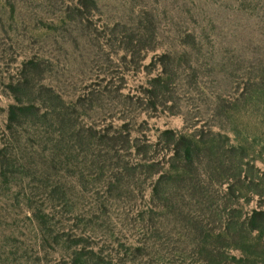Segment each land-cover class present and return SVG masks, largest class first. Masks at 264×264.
Here are the masks:
<instances>
[{
	"label": "rangeland",
	"instance_id": "1",
	"mask_svg": "<svg viewBox=\"0 0 264 264\" xmlns=\"http://www.w3.org/2000/svg\"><path fill=\"white\" fill-rule=\"evenodd\" d=\"M0 264H264V0H0Z\"/></svg>",
	"mask_w": 264,
	"mask_h": 264
}]
</instances>
